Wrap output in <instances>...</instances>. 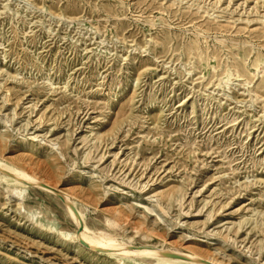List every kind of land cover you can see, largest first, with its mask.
<instances>
[{"label": "rangeland", "instance_id": "rangeland-1", "mask_svg": "<svg viewBox=\"0 0 264 264\" xmlns=\"http://www.w3.org/2000/svg\"><path fill=\"white\" fill-rule=\"evenodd\" d=\"M0 164V264H264V0H0Z\"/></svg>", "mask_w": 264, "mask_h": 264}, {"label": "bare ground", "instance_id": "bare-ground-1", "mask_svg": "<svg viewBox=\"0 0 264 264\" xmlns=\"http://www.w3.org/2000/svg\"><path fill=\"white\" fill-rule=\"evenodd\" d=\"M0 167H1L2 170H6L1 164H0ZM16 175H17V177L19 179H22V180H24L27 183H33V184L34 183H38L39 185L42 186V188H44L46 190H49L51 192L56 190L51 185H49L47 183H44V182L38 180L35 177L29 176V175H26V174H22V173H16ZM67 204L71 208V213L74 215L75 218H77V215L76 214L78 212L75 213V210H73V208H72V202L70 201L69 198L67 199ZM78 223H79V221H78ZM76 238L79 239V240H83L84 239V241H85L86 235H85V233L83 231L82 232L81 231H77ZM99 246L100 245H96V244L92 243V247H94V248H97V247L99 248ZM104 247L106 249H110L111 248L110 245H105ZM100 248H101V246H100ZM122 252L124 254H127V255L128 254H136V255H145V256L161 257V258H170V257L171 258H178V257H174V256H184V257L188 258L191 262H193L195 264H200V263L201 264H223L222 262L218 261L215 258H206V257L204 258V257H202V255L200 256V255H196V254H184L183 255L180 252L175 253L176 255H173V252L174 251L167 250V249H159L157 247H151V246H147V247H145L143 249L140 248V249L133 250V251H128V249H126V250H122ZM172 255H173V257H172Z\"/></svg>", "mask_w": 264, "mask_h": 264}]
</instances>
